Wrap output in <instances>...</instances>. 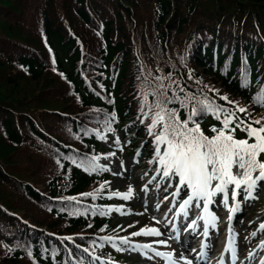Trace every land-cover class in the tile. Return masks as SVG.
I'll return each mask as SVG.
<instances>
[{"label": "trees", "instance_id": "1", "mask_svg": "<svg viewBox=\"0 0 264 264\" xmlns=\"http://www.w3.org/2000/svg\"><path fill=\"white\" fill-rule=\"evenodd\" d=\"M157 77L169 98L194 97L168 105L181 120L205 98L264 116V0H0V264L112 256L97 238L112 230L108 176L89 161L115 128L154 136L141 106ZM195 119L209 136L221 126Z\"/></svg>", "mask_w": 264, "mask_h": 264}, {"label": "snow or ice", "instance_id": "2", "mask_svg": "<svg viewBox=\"0 0 264 264\" xmlns=\"http://www.w3.org/2000/svg\"><path fill=\"white\" fill-rule=\"evenodd\" d=\"M165 79L168 78L157 77V80L160 81L158 85L160 94L157 96L155 103L148 105V94L146 93L141 106V112L144 113L146 118L151 114L148 132L149 135H154L155 137L156 159L161 166L163 177H178L180 185L187 186L191 190V195L180 205V210L184 212V215L187 216L186 210L193 204L194 200L197 208L201 207L200 201H203L202 210L204 215L199 216L198 219L205 220L206 226L208 224L214 226L216 217L210 213L209 205L213 202V197L217 193L224 194V203L227 206L229 185H234L235 189H241L243 186L244 191L247 193L246 198H252L251 192L257 187L258 182L264 181V159H261L262 154H264V116L259 119H253L245 107L235 105L233 108H226L205 98L198 101L200 104L199 109L193 107L188 118L181 120L178 111L170 109L168 105L179 101L181 107L186 108L188 106L186 100H192L194 97L188 94L185 99H181L174 92L173 96L169 98L168 89L172 85L166 86L163 83ZM173 83L179 87L178 82L173 81ZM180 91H184V89L180 88ZM151 94L153 96L157 95L156 92ZM220 99L229 104L234 103L229 101L226 96H221ZM254 102L264 106V90L254 98ZM145 106H147V112L144 111ZM206 112H211L221 125L219 128L216 126L211 128L213 133L211 136L205 134L200 123L195 119V117ZM240 114H243V116ZM190 124L193 126L190 127ZM157 128H159L158 132L156 131ZM238 129L240 132L245 133L244 138H237ZM109 130L112 129L109 127ZM117 143H119L118 138ZM161 146H163V151H161ZM110 155H115V153H110ZM98 160L99 157L94 156L91 158L89 170H107L96 163ZM73 163L76 162L73 161ZM159 171L160 169H158ZM214 181H216L215 184H213ZM101 187L103 188L104 185H101ZM180 190L178 188L174 195H178ZM132 193L133 189L129 186L126 193L116 192L112 195L128 200L132 197ZM83 195L95 198L96 193ZM237 195L238 193L233 190V199ZM68 199L75 200L76 198L70 197ZM238 208L239 205L233 208L232 211H237ZM98 211L100 215H106L113 209H108L107 212ZM115 211L121 210L117 208ZM195 225L196 221L193 220L188 227ZM260 229L264 230V224L260 225ZM131 235L160 236L162 233L157 228H146ZM205 235H207L206 229ZM252 235L255 236L256 233L254 232ZM101 239L112 241L113 238L103 237ZM120 242L121 244H128L129 240L127 237H123ZM158 243L166 244V241H158ZM135 247L137 249L155 251L151 244L137 245ZM117 250L121 249L117 248ZM231 250L233 255H235L234 248ZM155 255L164 257L169 261L172 259V253L155 251ZM94 259H99V257ZM185 264H192V262L186 260ZM221 264H223L222 261Z\"/></svg>", "mask_w": 264, "mask_h": 264}, {"label": "rangeland", "instance_id": "3", "mask_svg": "<svg viewBox=\"0 0 264 264\" xmlns=\"http://www.w3.org/2000/svg\"><path fill=\"white\" fill-rule=\"evenodd\" d=\"M150 123V121L147 122L144 120L142 125L148 126ZM117 138L119 139V143H117ZM100 141V149L96 155V157H99L97 163L102 166V168L107 169L106 171L108 172L109 186L106 196L108 204L105 206V212H107L108 209H113V211L106 214V217H108L110 222L115 226L117 234L121 235L122 237H132V233L139 232L141 229L157 228L162 233V235H140L135 236V238H139V241L152 242V244L158 243V241H166V244H170L168 236L163 235V233L165 234L166 231H168L167 221L162 220L160 216L161 214L156 215L154 213V210L157 208V205L154 204V197L150 196L146 198V184L154 182L153 178L156 175L158 167H160L156 160L154 162V168L152 170L149 169V164L152 162L150 158L151 154L156 153L155 137L150 138V144H147L148 141L139 143V140L133 133L122 135V131L120 129H114L111 134H107ZM140 144H142L141 149H128L129 145L138 146ZM148 147H153L154 149H152L150 152H147L146 148ZM161 151H163V146H161ZM110 153H115V155H110ZM123 169L125 170V173L122 176L121 171ZM157 180H160L161 183V180L163 179L158 178ZM215 183L216 181H214L213 184ZM129 186H131L133 189L132 197L130 199L124 200L119 196L112 195L116 192L126 193L129 189ZM229 186L234 187V185ZM257 186L258 188L256 187L255 192L251 195V201L244 200L247 195V193L244 192V189L240 191L242 198L240 199L239 203L242 205L244 211L240 217L235 219L236 222L233 225V231L229 237L235 251L236 249L238 252L240 251V243L242 241L245 244V247L239 252L242 253L241 256L235 252L236 257H239V259L243 258L252 249L254 250V245H256V242L252 241V244L249 246L247 243L253 236H251V234L254 232L256 233V231L260 229L259 226L264 224L263 217L261 222L253 224L255 226L252 225L245 231L242 229L244 224L248 227L251 223H253L254 220L260 218L261 215L264 214V181L258 182ZM152 187L155 188L156 184L154 183ZM217 206L219 207V210H214L211 213L216 217V220L214 222V226L210 224L213 230L209 235V240H206V243L211 246L212 252V247H214V251H217L219 253V257L223 258L224 248L222 247V241L225 234L224 227L226 225L227 207L229 206V201L227 202V206H225L224 194H222V199L219 201ZM117 208H119L121 211H115ZM149 211H153L155 216L154 214L150 215ZM157 221H159V223H157ZM198 223L199 221L197 224ZM239 230L240 235L238 236ZM235 243H237V248L235 247ZM162 245L164 244H161V246ZM111 247L116 253L122 255L121 257L123 258L134 257L138 254L135 264H142L140 263L141 261L144 263L149 262V260L143 258L142 255L150 257L151 259H149L151 264H173V262L174 264H177L179 261L183 260L181 252L175 251L176 249H180V247L176 245L168 247L166 250V253H172L171 261L163 257L158 258L143 250H136L130 246H124L123 244H118L117 246L111 245ZM117 248L121 250H117ZM185 249L186 252L190 250V248ZM138 251L140 253H138ZM252 251L250 253H252ZM250 253L243 260L247 259ZM259 260L260 255H257V257L249 264H257ZM192 261H194V259Z\"/></svg>", "mask_w": 264, "mask_h": 264}, {"label": "bare ground", "instance_id": "4", "mask_svg": "<svg viewBox=\"0 0 264 264\" xmlns=\"http://www.w3.org/2000/svg\"><path fill=\"white\" fill-rule=\"evenodd\" d=\"M125 169V168H124ZM122 170L121 172H122V176L124 175V173H125V170ZM128 171H129V169H128ZM127 173V172H126ZM126 175V174H125ZM149 214H151V215H153V212H151V211H149ZM263 217H264V215H261V217L259 218L260 220L259 221H261L262 219H263ZM258 221V222H259ZM253 225V223H251L248 227L244 224L243 226H242V229L245 231L246 229H248L250 226H252ZM253 226H255V225H253ZM262 232V230L261 229H259L258 231H256V235L255 236H252V238L248 241V243H247V245L249 246V245H251L252 244V241H255V239H256V237H257V235L258 234H260ZM163 235H167L166 233L164 234L163 233ZM164 236V237H165ZM182 248H183V246H181ZM243 247H245V244H244V242L242 241L241 243H240V250L243 248ZM260 248H261V245L259 244L258 246L256 245L255 246V248H254V250L252 251V253H250V255H249V257L247 258V259H245V260H242L241 261V263L240 264H249L252 260H254L255 258H256V256H257V254L259 253V250H260ZM182 250V249H181ZM179 252V251H178ZM196 252V251H195ZM182 254V256H183V263L185 264V261L186 260H190L191 258H192V256H193V254H194V252H188L187 254H185V253H181ZM176 256V255H175ZM210 257V259H209V261L208 262H210V261H212L213 260V258H211V256H210V251L208 250V252H207V254H206V259H208ZM194 262V261H193ZM183 263H181V262H178L177 264H183ZM207 263V261H204V262H202V263H198V264H206ZM171 264V263H170ZM196 264V263H195ZM262 264H264V263H262Z\"/></svg>", "mask_w": 264, "mask_h": 264}]
</instances>
